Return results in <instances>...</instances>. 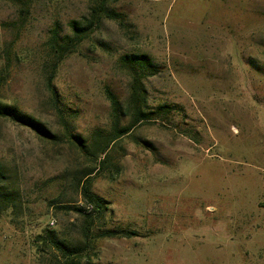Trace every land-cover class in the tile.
Segmentation results:
<instances>
[{
  "label": "rangeland",
  "instance_id": "1",
  "mask_svg": "<svg viewBox=\"0 0 264 264\" xmlns=\"http://www.w3.org/2000/svg\"><path fill=\"white\" fill-rule=\"evenodd\" d=\"M108 7L119 18L57 68L58 112L46 43L83 24L90 3L0 0V102L56 135L0 116V264H264V0ZM132 55L149 59L144 109H169L99 156L114 123L107 91L117 125L131 120ZM86 178L100 211L82 195ZM44 229L79 251L63 256Z\"/></svg>",
  "mask_w": 264,
  "mask_h": 264
},
{
  "label": "trees",
  "instance_id": "2",
  "mask_svg": "<svg viewBox=\"0 0 264 264\" xmlns=\"http://www.w3.org/2000/svg\"><path fill=\"white\" fill-rule=\"evenodd\" d=\"M90 3V12L89 17L85 19L83 24H80L78 21H71V34L60 36L58 31L54 29L52 31V35L49 37L46 48H47V56L48 59L44 63L45 67V83L48 91L50 92L51 98L55 104L58 112L61 111L58 106L57 100V91L53 85V80L57 71L58 66L61 62L77 51L80 44L88 38L91 33L100 26L103 18H111L118 19L119 15L113 12L108 7L109 0H87ZM124 61L128 66L132 69V92L130 101L131 104L129 109L131 110L132 116L131 120L127 125L119 127L117 122L119 121L121 105L119 103L118 98L111 91H107V98L110 101L111 111L114 117V123L112 131L109 134V137L104 139L103 144L100 145L98 150L99 156L100 154H105L106 151L110 148L112 144L116 142L119 138L124 135L129 134V132L140 122L149 121L156 119V113L166 114L168 112L169 107L167 105H159L154 113V110H145L144 109V87L142 83V78L145 76V70L149 68V59L146 55L139 56H127ZM4 78L2 73H0V87L4 82ZM0 116L7 117L13 121H17L23 125L29 126L32 130H34L37 134L47 138L54 139L56 135L50 133L38 120L20 113L16 107L4 104L0 102ZM67 129V128H66ZM65 136L67 138L73 137L69 131H66ZM78 142H81V139H77ZM81 146H85V144H80ZM100 158H103L100 157ZM103 159H100V162ZM89 172L87 175H90ZM7 176L0 170V184L5 181ZM85 183L82 186V195L85 198L88 206L92 210H101L103 199L93 194L90 189V183L87 178L84 181ZM76 211H82L80 207H74ZM86 211V209H84ZM44 234L46 240H49L50 244L53 245L61 254L65 257L70 254H76L79 251V248L69 249L64 243L59 241L54 234V231L51 229H44ZM128 235L127 231H105L103 236H112V235Z\"/></svg>",
  "mask_w": 264,
  "mask_h": 264
}]
</instances>
